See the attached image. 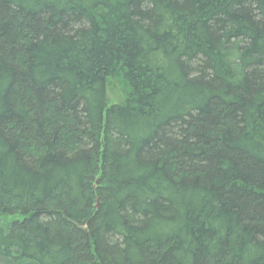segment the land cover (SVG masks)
I'll use <instances>...</instances> for the list:
<instances>
[{"label": "trees", "instance_id": "16d2710c", "mask_svg": "<svg viewBox=\"0 0 264 264\" xmlns=\"http://www.w3.org/2000/svg\"><path fill=\"white\" fill-rule=\"evenodd\" d=\"M0 264H264V0H0Z\"/></svg>", "mask_w": 264, "mask_h": 264}, {"label": "rangeland", "instance_id": "374dc122", "mask_svg": "<svg viewBox=\"0 0 264 264\" xmlns=\"http://www.w3.org/2000/svg\"><path fill=\"white\" fill-rule=\"evenodd\" d=\"M108 96H109V103L110 105H115V104H121L123 99V94L121 93V91L114 89V90H110L108 92ZM10 219V218H9Z\"/></svg>", "mask_w": 264, "mask_h": 264}]
</instances>
